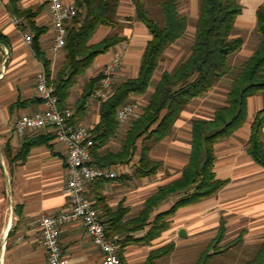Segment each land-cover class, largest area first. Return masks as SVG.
I'll return each mask as SVG.
<instances>
[{"label":"trees","instance_id":"trees-1","mask_svg":"<svg viewBox=\"0 0 264 264\" xmlns=\"http://www.w3.org/2000/svg\"><path fill=\"white\" fill-rule=\"evenodd\" d=\"M20 1L9 0L10 11L20 19L23 29L32 32L33 47L48 76H51L50 82L55 87L59 108H72L75 114L71 120L76 123L82 118L91 94L99 87L101 73L86 80L76 101L70 103L73 87L79 85L80 77L85 75L96 56L124 40L115 32L98 42H91L100 25L111 28L118 26L120 0H73L76 12L67 25L63 48L65 60L54 75L51 73L50 59L38 48L39 38L45 28L37 26L34 18L43 6L24 9ZM131 1L135 18L147 27L151 38L144 48L137 76L125 77L120 81L113 79V94L106 100H99L100 119L90 129L95 142L91 154L93 162L102 167L128 164L137 155L132 172L141 178L158 173L163 162L151 156L153 146L172 134L176 121L194 98L204 95L231 73L229 60L242 48L244 38L232 36L236 18L242 12L239 0H198V17L190 53L172 70L163 71L160 78L153 82L164 52L186 34L189 18L180 13L179 0H159V20L151 16L147 0ZM256 18L260 42L232 79L226 104L217 107L210 118L192 119L190 153L178 178L159 186L133 216H129L130 208L123 202L116 207L108 204L103 191L109 179L99 178L90 183L94 205L101 210V218L108 226L106 234L119 244L121 264H127L124 256L127 243H151L169 229L171 218L180 207L209 198L227 184L228 181L217 178L214 171L215 143L231 136L245 123L248 98L264 91V3L257 7ZM0 38L5 36L0 33ZM151 86L154 89L146 104L121 135L118 150H110L106 145L120 134L118 109L128 103L132 95L146 94ZM263 137L264 106L255 113L247 140V152L262 167ZM41 142L43 139L37 138L26 143L18 155L24 157L33 144ZM171 197H176L171 207L158 211ZM139 231H145L144 235L134 237L133 234ZM225 231L224 220H221L217 235L200 252L195 264H210L213 250L222 248L219 243L224 239ZM241 240L240 235L224 249ZM174 250V242L152 249L145 264H154L157 259L170 255ZM243 264H264V236L254 256Z\"/></svg>","mask_w":264,"mask_h":264},{"label":"crops","instance_id":"crops-1","mask_svg":"<svg viewBox=\"0 0 264 264\" xmlns=\"http://www.w3.org/2000/svg\"><path fill=\"white\" fill-rule=\"evenodd\" d=\"M242 3V12L236 18L235 27H239V31L249 32L254 30L255 23L257 26L256 9L264 0H252L251 10L245 9ZM20 5L24 9L43 6L34 18L37 26L45 28L39 38L38 48L50 59V69L54 75L65 60V52L63 49L57 54L50 52L55 30L48 6L44 0H21ZM15 19L18 18L10 11L9 0H0V33L5 36L0 38V264H47V253L41 244L39 218L45 214L57 213L66 207L67 150L49 128L27 131L23 135L14 129L18 118L42 108L35 83V73L42 66V61L33 44L24 40L25 29ZM135 27L136 31L132 28L125 29L120 34L124 37L123 41L95 57L85 73V78H82L85 80L80 78L82 84L96 75L116 54L122 56L119 75L133 71L129 77L137 76L141 57L151 34L140 21ZM108 34H111V27L100 25L91 42H98ZM232 36L245 35L242 36L239 32ZM246 36L242 48L234 57L247 60L257 48L260 37L251 42ZM248 42L251 43V49L246 52ZM82 84L73 87L70 103L76 101ZM153 89L149 87L148 91L152 92ZM263 106L264 98L261 94L249 97L245 123L234 134L215 143L214 171L216 177L226 179L227 184L209 198L180 207L171 218L169 229L151 243H127L124 246L127 264H145L152 249L169 242H174V251L199 247L202 252L217 235L221 220H224L226 231L220 244L225 239L233 241L241 235L242 240L239 242L243 249L259 246L264 236V167L257 164L247 152V140L254 115ZM184 113L186 110L175 123L174 134L180 131ZM99 119L100 101L89 100L78 122L91 129ZM189 131L191 136V124ZM37 138L43 139V142L33 144L24 157L18 155L23 145ZM114 143L118 142L111 140L106 147L117 151L119 147L112 148ZM188 147L182 161L178 159L179 154H175L177 158L173 159L172 164H168L170 168L159 170L150 177L134 176L131 162L111 167L122 177L109 179L105 183L103 192L107 196L108 204L116 207L123 202L130 208L132 216L136 214L159 186L181 175L182 168L188 161L191 144ZM91 194L93 197L92 189ZM175 200L176 197H171L158 211L171 207ZM144 233L145 231L135 232L133 236L141 237ZM59 237L69 264H102L103 254L93 244L80 220L63 225ZM223 250L224 247L213 252Z\"/></svg>","mask_w":264,"mask_h":264},{"label":"built area","instance_id":"built-area-1","mask_svg":"<svg viewBox=\"0 0 264 264\" xmlns=\"http://www.w3.org/2000/svg\"><path fill=\"white\" fill-rule=\"evenodd\" d=\"M50 11L55 30L50 52L57 54L66 43L67 25L76 12L73 0H44ZM17 24L20 23L15 19ZM24 40L32 43L31 33L23 34ZM121 54H116L100 70L99 87L91 94L90 100H106L113 94V79L121 63ZM98 72V73H99ZM51 76L42 65L35 73L37 96L42 108L30 115H23L14 123L15 131L23 135L27 131L49 128L54 137L66 150V207L53 214H45L39 218L41 244L47 253V264H69L63 253L60 242V229L74 220H80L86 227L93 244L103 254L102 264H121L119 244L114 238L107 236V223L101 218V210L94 205L90 183L99 179H114L119 173L111 167L98 166L93 162L91 149L95 144L90 129L81 122H74L71 117L74 110L59 108L55 87L50 82ZM140 102H128L117 111L120 127L128 124L140 112Z\"/></svg>","mask_w":264,"mask_h":264},{"label":"rangeland","instance_id":"rangeland-1","mask_svg":"<svg viewBox=\"0 0 264 264\" xmlns=\"http://www.w3.org/2000/svg\"><path fill=\"white\" fill-rule=\"evenodd\" d=\"M243 2V1H242ZM240 2V3H242ZM198 0H179V11L182 14H185L189 18V24L186 34L181 37L177 42L171 45L163 54L159 66L154 74L153 82L157 81L160 78V75L165 70H172L174 66L182 59L186 58L191 50V45L194 39L195 32V23L198 17ZM147 8L151 13V16L155 19H160V9H159V0H147ZM247 10L253 9L252 0H246L242 3ZM118 20L119 24L115 28H111L112 33L123 34L124 31L132 28L137 30L135 25L138 24L137 19L135 18V8L131 0H120V5L118 9ZM254 30L248 31H239L240 28H236L233 31V34L241 32V35H247L248 40L251 42L255 41V38L260 37V33L256 26L254 25ZM126 29V30H125ZM130 31V30H129ZM30 33V31L23 30L24 33ZM248 32V33H247ZM246 33V34H245ZM32 35V34H31ZM243 36V38L245 37ZM251 49V43L248 42L245 51L248 52ZM237 54V53H235ZM232 55L230 58V65L232 67L231 73L222 78L211 90L206 92L204 95L193 99L188 106L186 107V113L182 116L181 128L180 131L172 134L165 138L163 141L155 144L151 151V156L154 159L161 160L163 162L160 170H167L170 168L168 164H172L173 159H176L175 154H179V161L183 160V155L186 154L188 150V144H190L191 136L189 127L192 119L195 118H210L213 116L215 109L219 106L225 105L227 100V94L230 90L232 79L235 75L241 70V65L245 61L243 57H234ZM134 65V64H132ZM131 66V65H130ZM120 68L114 78L116 81L125 79L133 74V71L123 72V75L120 74ZM86 74L80 78H85ZM81 79H79V86H81ZM83 81L85 79H82ZM77 88V87H76ZM153 86L150 87L152 89ZM75 93V91H74ZM73 93V94H74ZM151 91H148L143 95H132L129 102L138 103L140 102V108H142L150 95ZM264 98V91L260 93ZM133 119H131L127 125L120 127V134L118 138L120 139L121 135L125 132L128 126L131 124ZM173 138V139H172ZM114 139L118 143H114L112 148H117L120 145V140ZM172 139V140H171ZM177 142H171V141ZM137 162V155L131 161V167ZM131 169V168H130ZM131 169V170H132ZM133 171V170H132ZM167 202V201H166ZM129 216H132L130 214ZM232 240L225 239L219 247H226ZM258 247H252L243 249L242 244L236 242L235 244L225 248L223 251L218 253H213L210 258V264H243L246 260L252 258ZM201 248L189 247V248H180L176 251H173L167 257H163L157 261L156 264H195L197 258L200 254ZM245 250V251H244ZM143 264V263H139Z\"/></svg>","mask_w":264,"mask_h":264}]
</instances>
